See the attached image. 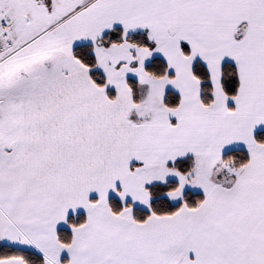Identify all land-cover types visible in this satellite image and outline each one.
Wrapping results in <instances>:
<instances>
[{
    "label": "snow or ice",
    "instance_id": "obj_1",
    "mask_svg": "<svg viewBox=\"0 0 264 264\" xmlns=\"http://www.w3.org/2000/svg\"><path fill=\"white\" fill-rule=\"evenodd\" d=\"M0 264H264V0H0Z\"/></svg>",
    "mask_w": 264,
    "mask_h": 264
}]
</instances>
